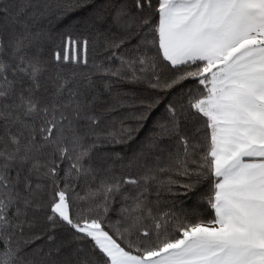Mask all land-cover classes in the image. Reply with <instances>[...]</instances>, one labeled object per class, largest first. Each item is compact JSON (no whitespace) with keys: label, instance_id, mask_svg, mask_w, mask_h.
<instances>
[{"label":"snow or ice","instance_id":"obj_1","mask_svg":"<svg viewBox=\"0 0 264 264\" xmlns=\"http://www.w3.org/2000/svg\"><path fill=\"white\" fill-rule=\"evenodd\" d=\"M115 83L154 93L135 127L105 120L136 106ZM162 103L117 176L101 150ZM205 183L210 218L177 210ZM0 264H264V0H0Z\"/></svg>","mask_w":264,"mask_h":264},{"label":"trees","instance_id":"obj_2","mask_svg":"<svg viewBox=\"0 0 264 264\" xmlns=\"http://www.w3.org/2000/svg\"><path fill=\"white\" fill-rule=\"evenodd\" d=\"M97 4L102 3V0H96ZM155 3V0H153ZM89 10L78 11L69 15L63 21H53L52 30L56 35V46L60 45V33H70L73 36H82L86 35L88 29L84 26V21ZM102 53L100 50L93 49L89 47L87 57L89 61L88 67L90 68L94 61L98 62L101 58ZM82 67V66H81ZM84 71H88V68H84ZM97 87L103 90V83H101V78L96 77ZM119 93L124 97L129 103H135L136 106L130 107L126 106L119 108L117 111L107 114L105 116L106 122L115 121L113 125L115 128L120 127V123L123 122L125 127H135L137 121L133 119V114H136L142 111L141 101L147 102L154 93L145 88L143 85H134L127 83H115L113 85L112 95L115 96ZM126 94V95H125ZM105 99L108 103L112 102L111 96L105 95ZM180 97L177 91H173L168 95L164 102L167 100L179 101ZM165 115V110L163 103L154 111V114L151 116L150 120L147 122L146 127L141 129L138 136L126 143L118 144L114 146L105 147L101 150L102 154H106L110 157L109 164L113 167L115 174L117 176H124L129 174H138L143 171L146 165H152L154 162V157L149 154L144 146L147 139V136L152 128V122L158 118H161ZM103 127V125H102ZM171 143V142H166ZM115 154H119V159L115 157ZM166 179L167 176L162 177ZM207 183L201 185L198 189L197 196L188 197L179 196L176 198V207L177 210L183 209L189 214L198 213L206 218H210V209L208 208L206 202L199 198L200 192L207 190ZM76 192L80 195H84L82 188H77ZM38 244H43L44 241H38Z\"/></svg>","mask_w":264,"mask_h":264}]
</instances>
